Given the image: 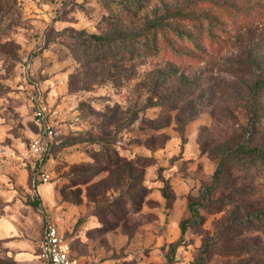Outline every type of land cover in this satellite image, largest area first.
Instances as JSON below:
<instances>
[{
	"label": "rangeland",
	"instance_id": "rangeland-1",
	"mask_svg": "<svg viewBox=\"0 0 264 264\" xmlns=\"http://www.w3.org/2000/svg\"><path fill=\"white\" fill-rule=\"evenodd\" d=\"M49 221L82 264H264V0H0V264Z\"/></svg>",
	"mask_w": 264,
	"mask_h": 264
},
{
	"label": "built area",
	"instance_id": "built-area-1",
	"mask_svg": "<svg viewBox=\"0 0 264 264\" xmlns=\"http://www.w3.org/2000/svg\"><path fill=\"white\" fill-rule=\"evenodd\" d=\"M33 107L37 121L44 126L46 131L52 133L53 125L50 122V110L46 100L42 96H37ZM44 148L40 137L31 141L33 151L41 152ZM51 177V173L48 171H43L40 174V179L44 182H48ZM40 245L41 255L49 264H82L73 254L70 241L60 233L58 225L52 221L47 223Z\"/></svg>",
	"mask_w": 264,
	"mask_h": 264
},
{
	"label": "trees",
	"instance_id": "trees-1",
	"mask_svg": "<svg viewBox=\"0 0 264 264\" xmlns=\"http://www.w3.org/2000/svg\"><path fill=\"white\" fill-rule=\"evenodd\" d=\"M222 165H223V162H220L219 165H218V168L215 171L214 175H215L216 180L218 179V175H219V173L221 171ZM214 187H215V185L212 188H214ZM166 196H167V194H166ZM200 207H201V204L199 202H197V201H193L191 203L190 210L192 212V216L199 217V215H200V211H199ZM187 227H188L187 222L182 224L181 229H182L183 233H185V231L187 230ZM176 246H177V243H172V245H171L172 251L175 250Z\"/></svg>",
	"mask_w": 264,
	"mask_h": 264
}]
</instances>
